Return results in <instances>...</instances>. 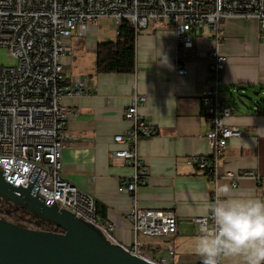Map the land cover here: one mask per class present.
<instances>
[{
  "label": "crops",
  "instance_id": "0c3cea01",
  "mask_svg": "<svg viewBox=\"0 0 264 264\" xmlns=\"http://www.w3.org/2000/svg\"><path fill=\"white\" fill-rule=\"evenodd\" d=\"M221 29L219 51L226 66L219 91L225 95L224 105L231 108L226 123L247 130L216 153L215 183L188 163L213 153L205 139L209 125L198 96L210 60L200 53L212 41L208 28L193 35L191 48L179 50L167 21L148 20L136 33L131 74L95 73L96 45L115 40V35H99L95 22L87 29L77 27L66 42L71 50V56L63 60L66 85L81 80L86 91L62 101L73 112L67 134L77 146L64 150L61 174L95 201L98 214L114 225L117 242L129 247L134 238L126 219L131 199L119 194L117 187L129 180L132 170L108 152L116 147L113 137L127 130L123 114L131 97L145 96L139 113L156 134L141 138L136 146L148 178L135 200L140 207L176 216V233L170 238L175 246L173 264H196L202 259L195 252L202 234L196 233L198 224L193 219L206 216L205 206L224 198L217 194L219 186L229 185L231 198L264 200V33L254 19L228 18ZM177 65H183L187 74L177 75ZM242 96L251 99L246 102L249 108L239 101ZM220 259L221 264H244L243 257Z\"/></svg>",
  "mask_w": 264,
  "mask_h": 264
},
{
  "label": "built area",
  "instance_id": "2783aa9c",
  "mask_svg": "<svg viewBox=\"0 0 264 264\" xmlns=\"http://www.w3.org/2000/svg\"><path fill=\"white\" fill-rule=\"evenodd\" d=\"M228 18L254 19L264 33V0H0V48H7L16 60L11 67L0 65V171L4 179L25 188L37 177L36 193L44 204L69 212L109 244L119 245L114 225L97 215L95 201L61 174L64 150L77 146L67 134L73 112L62 101L86 91V83L81 80L66 85L63 60L71 56L66 42L77 27L87 29L99 19L113 21L115 38L123 23L137 33L148 20H164L172 26L179 50L191 48L193 35L203 27L213 34L210 45L200 52L210 60L207 78L198 92L209 125L205 139L213 153L207 158L189 159L188 163L199 170L212 166L215 183L216 153L247 130L226 123L231 108L224 105L225 95L219 91L226 66V58L219 51L221 23ZM176 73L184 76L187 70L177 65ZM145 102L143 95L131 97L123 114L127 130L113 137L116 147L108 152L132 170L129 180L117 187L119 194L130 196L126 219L134 235L132 244L122 247L138 259L173 264L175 246L170 238L176 233V216L140 207L135 200V193L148 178L136 146L141 138L156 134L139 113ZM193 221L198 224L197 234H203L212 223L210 214ZM43 222L50 227L44 231L59 228ZM142 238L162 244H148Z\"/></svg>",
  "mask_w": 264,
  "mask_h": 264
},
{
  "label": "water",
  "instance_id": "95a60500",
  "mask_svg": "<svg viewBox=\"0 0 264 264\" xmlns=\"http://www.w3.org/2000/svg\"><path fill=\"white\" fill-rule=\"evenodd\" d=\"M239 101L249 108L250 98L242 96ZM37 181L34 177L27 187H15L0 171V197L63 232L27 229L0 219V264H153L120 244H109L69 212L44 204L36 193Z\"/></svg>",
  "mask_w": 264,
  "mask_h": 264
},
{
  "label": "clouds",
  "instance_id": "9594fccd",
  "mask_svg": "<svg viewBox=\"0 0 264 264\" xmlns=\"http://www.w3.org/2000/svg\"><path fill=\"white\" fill-rule=\"evenodd\" d=\"M225 184L214 203L205 206L211 226L197 239L202 264H221V257H243L244 264H264V200L231 198Z\"/></svg>",
  "mask_w": 264,
  "mask_h": 264
},
{
  "label": "trees",
  "instance_id": "16d2710c",
  "mask_svg": "<svg viewBox=\"0 0 264 264\" xmlns=\"http://www.w3.org/2000/svg\"><path fill=\"white\" fill-rule=\"evenodd\" d=\"M135 40L136 33L127 23H123L119 29V35L112 41L100 42L95 50L96 74H131L135 70ZM203 175L208 179L213 177V167L203 169ZM96 206V203H95ZM96 213L101 217L97 212ZM0 219L6 220L18 226H34L38 230H49V225L30 214L26 209L13 205L0 197ZM62 233L60 228L52 230ZM196 264H202L200 259Z\"/></svg>",
  "mask_w": 264,
  "mask_h": 264
},
{
  "label": "rangeland",
  "instance_id": "374dc122",
  "mask_svg": "<svg viewBox=\"0 0 264 264\" xmlns=\"http://www.w3.org/2000/svg\"><path fill=\"white\" fill-rule=\"evenodd\" d=\"M98 33L101 36L112 38L115 35V27L110 19H99L95 21ZM16 64V60L9 54L7 48H0V65L11 67Z\"/></svg>",
  "mask_w": 264,
  "mask_h": 264
}]
</instances>
